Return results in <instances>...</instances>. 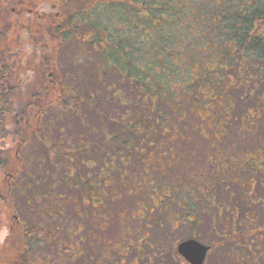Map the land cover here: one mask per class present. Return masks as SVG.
Listing matches in <instances>:
<instances>
[{"label":"flooded vegetation","instance_id":"1","mask_svg":"<svg viewBox=\"0 0 264 264\" xmlns=\"http://www.w3.org/2000/svg\"><path fill=\"white\" fill-rule=\"evenodd\" d=\"M228 80V91H248L238 98L234 92L213 95L207 105L199 97L177 94L169 110H126L132 125L116 126L115 145L107 143L102 112L98 141L94 127H87L84 184H67L78 194L31 191L38 200L49 199L50 206L39 208L41 221L34 229H19L21 264H124L128 253L130 264H195L196 252L189 258L180 252L188 242L208 248L203 264H264V78ZM137 94L135 86L136 100ZM208 117L217 125L207 124ZM123 165L129 167L124 185ZM108 178L111 187L124 188L110 189ZM117 180L121 184L112 185ZM112 192L127 200L136 194L146 199L128 210L125 199L107 198ZM167 199L169 204L162 203ZM161 212L168 226L155 221L154 214ZM204 216L213 235L209 241L197 238ZM114 225L120 232L109 240L107 231ZM181 225L193 233L157 254L156 229L172 235ZM44 244L51 253L40 252Z\"/></svg>","mask_w":264,"mask_h":264},{"label":"trees","instance_id":"2","mask_svg":"<svg viewBox=\"0 0 264 264\" xmlns=\"http://www.w3.org/2000/svg\"><path fill=\"white\" fill-rule=\"evenodd\" d=\"M3 1L11 4L10 0ZM58 1V8L46 15V28L51 39L48 46L45 41L42 46L43 53L38 65L40 85L25 83L28 76L24 74L32 70L28 60L24 59L23 42L14 38L18 34L13 38H0V172L9 169L7 166L15 167L10 162L11 152L3 148L6 136L12 135L22 146L21 138L28 141L30 133L33 139L47 145L48 153L57 150L64 159L59 162L62 166L74 170L75 166L78 167L74 154L63 150L62 142L56 143L51 135L54 134L52 126L55 124L61 129L57 128L58 134H65L67 130L70 134L73 128L93 127L95 118L98 117L100 121L102 112H106L111 123L131 126L126 110L136 107L169 110L177 94L190 95L191 99L195 95V99L199 97L205 104L204 96H198L202 89L211 97L217 95L224 98V93L232 85L229 78L250 76L253 71L251 66L264 61V0ZM198 13L206 22L203 25L198 22V27H193ZM8 15L11 16V13ZM34 20L38 18L29 16L28 29H32ZM14 39L17 45L19 42L21 44L14 47L18 51L16 53L11 48ZM169 48L174 49L170 51ZM214 58H218V64L222 67L218 73L219 79L200 78L202 64ZM157 64L159 66L156 67ZM187 65H192L198 79V83L192 82L191 91L183 84V76L179 75H183ZM255 67L253 72L258 75L261 70ZM55 82L56 88L52 85ZM107 85L112 87L108 88ZM135 86L138 100L134 96ZM89 87L94 89L90 90ZM111 88L115 90L110 95ZM25 92L27 95L22 98ZM29 109L36 111L34 117L40 114L52 119L51 123L42 124L49 132L41 128L36 119L31 122ZM116 110H121L122 116L115 114ZM6 121L10 129L6 128ZM77 136L78 143L88 139ZM72 139L66 137V145ZM110 140L116 139L107 136V143ZM127 168L123 165L122 183L129 174ZM26 173L25 170L20 174L17 172L14 178L27 176ZM72 179L67 184L79 186ZM110 184L108 178L107 187L119 188ZM114 184H121V181L117 180ZM53 188L52 183L47 189ZM107 198L116 203L121 198L122 201L126 199L124 194L118 197L116 192L108 193ZM4 199L0 194V201ZM31 235L32 238L36 236ZM17 252L14 264H21V248Z\"/></svg>","mask_w":264,"mask_h":264},{"label":"rangeland","instance_id":"3","mask_svg":"<svg viewBox=\"0 0 264 264\" xmlns=\"http://www.w3.org/2000/svg\"><path fill=\"white\" fill-rule=\"evenodd\" d=\"M11 4L7 1L5 4L3 0H0V38L7 37V38H13L16 34L18 36L14 38L20 39V42H23L21 48L23 49V53H25L24 59L28 60V66L30 67L31 71L26 72V81L25 83H28L27 85H40L41 84V75L39 73V66L40 65V58L42 57V46H44V41L47 43L46 46L50 43V32L49 29L46 28V18L47 14L52 13L53 9L59 6L58 0H17V2L10 0ZM20 2V4L18 3ZM31 2L33 4H31ZM23 3V4H22ZM22 4V5H21ZM8 13L6 11V7H8ZM58 8V7H57ZM11 13V16L8 14ZM29 16H33L35 18H38V20H34L32 25V29H28V26L30 23L27 22V19ZM198 22L200 25H203L206 20L203 16H200V13L197 14L194 18L193 27H198ZM10 25L8 29H5L6 26ZM19 28V29H18ZM18 29V30H17ZM192 29V27H191ZM29 30V31H28ZM36 34L35 36H33ZM45 36V39L43 38ZM32 37V39H31ZM14 44L11 46L12 49L17 48L19 45H17V41L14 39ZM174 48H169L171 51ZM14 53L18 52L16 49L13 51ZM178 52V51H177ZM169 53V51H168ZM64 54V53H63ZM62 54V55H63ZM218 58H214L210 60L207 63H203L201 66V73L199 74L201 77H210L215 79L216 81L219 79L218 73L221 71V66L218 64ZM159 66V64L156 65V67ZM182 66V63H181ZM258 66L260 68V73L256 75L255 71L256 67ZM255 66H251L250 77L257 76L258 78H264V72L262 71L264 68V61H261L256 64ZM35 67V69L33 68ZM159 68V67H158ZM184 73L180 76H183L184 80L182 81L183 84L191 91L192 90V82L195 81V83H198V79L194 74V69L192 65H187V67H184ZM182 72V71H179ZM203 81V79H202ZM103 83V82H102ZM112 83V81H111ZM110 84V82L108 83ZM55 88L57 87L56 82L52 84ZM111 85V84H110ZM110 85H107L108 88L112 87ZM40 87V86H39ZM164 85L162 86V88ZM28 89V88H27ZM90 90H93L94 87H89ZM115 90V88L110 89V95ZM187 90V92H190ZM248 89L244 90L243 88H240V91H235L233 89L229 90L228 92H234L236 98H238V94L241 95L244 92H247ZM27 92V91H26ZM26 92L24 95L22 94V98L26 97ZM196 92V90H195ZM211 92V91H210ZM261 94V91L257 92V96ZM124 95V94H123ZM204 96L203 100H205V103H208V99L211 97L210 93H207L203 89L200 93H198V96ZM132 96V95H131ZM192 97H195V95H192ZM133 98V96H132ZM256 98V97H254ZM134 99V98H133ZM132 101V100H130ZM254 101V100H253ZM241 101H237L238 104ZM252 102V101H251ZM190 105V102L185 105L186 108H188ZM238 106V105H237ZM1 109V108H0ZM101 109V108H99ZM132 109V108H131ZM123 110V109H122ZM1 112V111H0ZM36 111L32 112L29 109V114L31 115V122L33 119L37 120L40 124V127L43 128L45 131L49 132V130H46L47 127L42 126V124L51 123L52 119L49 116H42L38 115L37 117L33 116ZM106 116L108 115L106 112H103ZM42 117V118H41ZM213 117H208L207 124H216L214 122ZM91 120V119H90ZM7 125L6 128L10 129L8 121H6ZM205 123V122H203ZM220 123V122H219ZM218 123V124H219ZM100 124V121L98 120V117L95 118V121H93V127L96 133L93 134L95 138H97L98 141V126ZM102 124H105L107 127V136L110 137V139H113L116 137L118 133V128L116 129L117 125L116 123H111L107 118H105V121L102 122ZM51 127V126H48ZM54 134H51L52 137L56 140L55 142H62L61 146L62 149L65 151L72 152L75 156V162L78 164V167L75 166L74 170H70L69 168L66 169L65 166H62L59 162L61 160H64L63 157H60L61 155L55 150V152L52 151V154L48 153V147L47 145H44L40 140L33 139V135L28 133V141L23 137L22 143L23 145H20V142H16L15 139H13V136H6V140L3 142L4 146L3 148L5 150H9L11 152L10 156V162L14 164V168H17L16 170L10 166L6 167L9 168L6 171L1 170L0 172V194L2 198H5V201H0V264H14L15 261H17V250L20 251V245L22 243L21 237L19 234V229L24 230L23 228L27 229H34L35 226L38 225V222L41 221L40 215L42 212L39 209L42 206L48 205L50 203L49 199H46L45 197L41 200H38L34 195L31 194L32 190L35 193L42 192L43 194L47 188L54 184L53 190L57 191L58 193H70V194H78V191L70 190L71 188L67 185V182H70L72 177L76 180V182L79 184V187H82L85 181V178L87 177V170H88V163H87V157L84 155L85 151V141L78 143L76 142V139L79 138L77 135H81L86 137L88 134L87 127H79V128H73L72 131H70V134L68 130L64 132L65 134H58L57 128L61 130L60 126H52ZM35 129V128H34ZM56 129V130H55ZM110 134V135H108ZM114 134L115 136H113ZM69 136L73 139L71 140V143L69 145H66V141L64 139L69 140ZM62 139L61 141H59ZM25 142H27L25 144ZM113 142L112 144L115 145V141H108ZM117 147V146H116ZM8 156V157H9ZM66 160V159H65ZM116 164L118 166V161H116ZM67 165V164H66ZM68 167V166H67ZM98 167V166H97ZM19 168V170H18ZM74 168V167H73ZM22 169V170H21ZM25 170L27 173V176L24 175H18L17 178H14L12 180L10 174L17 175L20 174V171ZM44 180L46 182L44 183ZM48 185V186H47ZM31 189V190H30ZM68 190V191H67ZM7 198L11 200H7ZM146 197L143 196V194H136L135 196L130 197L128 200L125 199L123 201V204L128 210L135 209L137 204L141 201L145 200ZM170 200L167 199L165 202H162L164 204H169ZM50 206V205H48ZM40 210V211H39ZM72 209H70L69 213L72 214ZM172 213L177 211V208H175V205L172 204ZM39 211V212H38ZM17 217V218H16ZM165 214L163 212L161 213H155L154 218L155 221L164 222L166 226V219L164 218ZM175 217V215H173ZM205 218V216H204ZM209 217H206L204 219V223L201 225L202 229H200L198 234V225H197V234L198 239L200 240H212L213 235L211 230L207 226ZM171 220H174L171 218ZM12 227L15 230V233H12ZM17 227V230H16ZM111 228L107 231V239L114 240L117 235L120 232V229L114 225L110 226ZM157 233V234H156ZM155 233V252L157 254H161V248L163 250H166V252L170 251V248L173 247L174 243L178 241L181 238H184L188 236L190 233H193V229H190L188 227H185L181 225L179 228L174 231L172 235H162V232L156 229ZM143 235H139V237H142ZM40 252L44 255L46 253H51L49 251V248L44 244ZM48 264L50 261H47ZM131 263V256L130 253H128L126 259H124V264H130ZM39 264H46L44 260H41ZM210 264V263H208Z\"/></svg>","mask_w":264,"mask_h":264},{"label":"water","instance_id":"4","mask_svg":"<svg viewBox=\"0 0 264 264\" xmlns=\"http://www.w3.org/2000/svg\"><path fill=\"white\" fill-rule=\"evenodd\" d=\"M207 251V247L196 242H188L180 246V252L187 258H189L192 253L196 252L197 257L195 259V264H203Z\"/></svg>","mask_w":264,"mask_h":264}]
</instances>
